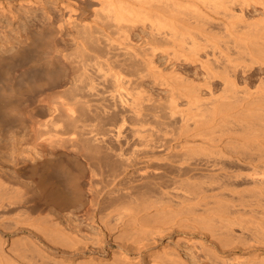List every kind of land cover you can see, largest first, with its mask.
Wrapping results in <instances>:
<instances>
[{
	"label": "bare ground",
	"instance_id": "bare-ground-1",
	"mask_svg": "<svg viewBox=\"0 0 264 264\" xmlns=\"http://www.w3.org/2000/svg\"><path fill=\"white\" fill-rule=\"evenodd\" d=\"M25 1L28 3L27 5L38 4V3L44 4L42 0H25ZM57 1L60 6L59 7L61 10L60 12H62L61 13L62 15H60L62 16L60 22L58 20L57 25L55 24L49 28L47 27V29L42 33L34 32L30 26L26 27L25 36L26 38L29 36L31 37V39L32 38L37 39L40 41V43L41 42L43 43L46 42L48 39L50 40V38H53L57 33L61 34V32L69 31L70 35L72 36L71 38L74 39L73 42L75 43V47H73V50L71 52L69 51L67 52L63 50H61L60 52L58 60L62 61L64 63V66L68 68V73H67L68 75H67V79L59 84L58 86L59 88L54 90V93L56 92L59 96H63L64 98V101H61L59 105L56 106V108H59L61 109V111H63L64 114L63 120L65 122V126L68 131L67 134L59 135L55 139L50 140L48 144H43V142L47 141L48 139L43 138L44 136L42 134L44 133H40L38 130L41 129L35 126L36 129L34 131L36 133L34 138L38 139L37 142L39 141L40 145L36 143L35 139L34 141L35 144L39 146L51 145L50 148L52 150V153L55 149H57L55 152L57 151L62 152L61 148L63 147H67L69 150L70 149L73 150V152L77 154V156L79 154L83 155L84 153L88 152L90 153V155L88 153L86 155L87 157L90 156L91 157L90 159L93 158L92 160H90L92 164L97 163L94 162L95 161L94 159H96V161H98L100 165H102V167L103 166L106 167L105 168L107 169L106 172L109 173L103 171L100 165L99 166L98 164L96 165L98 166L97 171L99 170L100 167L101 173L98 174L99 176H96L97 174L96 175L94 174L95 175L94 178L98 177L97 179H95V182H91L90 184L88 182L89 190H91V194H89L90 198L88 197L89 202L88 205L85 207V210L88 212L90 211L89 209L93 208L92 206L97 204L95 198H96V194L100 192L99 191L97 193L96 191L98 187H104L105 185L108 186V184L114 181L117 175L122 174L124 170L127 171V168L129 169V167L133 166L136 168L137 171L144 174L148 172V170L150 171V169H153L155 171L163 162H167L171 158H172L171 160H173V157H176L175 160L177 161V163L175 164L174 162V165L176 167V170L178 169L177 171L180 172V170L181 171L182 169L184 170L187 167V165L190 166L192 160L196 156L195 155L196 152H198L197 153L198 158L196 157L197 159H199L198 161L203 160V164L205 163L210 166L213 165V167L219 163V160L222 159V161L224 160V163H226L225 166L228 169L224 166L223 162H221L223 168L221 165H219V167H217L218 166L217 165L215 166V168L217 167V169L218 168L220 169L221 167V169L224 170L223 173L224 180L222 182V185L220 183L219 184L221 185L220 187L225 189L226 191L225 193H227L225 194V196L227 195L228 197L227 199L229 202L227 205L230 206L231 204V206H233L235 205V203L233 204L230 202H232V200L233 202L237 200V205L239 206L238 208L240 209V212L242 211V213H244V216L247 215V218L245 216V219H247L246 221L250 222L246 224V226L250 224L254 232L253 231L250 232V230L248 231V229L245 228L246 226L244 227L245 223L243 225L242 224L243 222H240L239 219L237 223L243 225V226L240 225L243 231L247 230L248 234L254 233L256 234L255 235L256 237L254 236L255 238L254 243H251L250 241L248 242V240L251 239L253 236L251 234H249V236L251 235V237L249 239L247 238V241L243 240L244 243L240 241L243 243L242 244L243 246L240 245L243 253L233 252L231 255L229 254L226 256L218 254L216 252L217 248L221 247L224 249V247H226L227 244H229L227 241L229 239L227 238L226 235L230 233L233 234L235 233L231 229L233 228L232 224H237V223H234L236 222L235 219L228 218L226 220V223L220 226V227L224 226L225 229L219 227L220 230L219 232H217L222 234V236L220 235L219 237L224 238V239H220L219 241L220 243L218 242L219 247H216V250L212 251V248L214 247V245L212 244L211 246L207 247V251L209 249V251L211 250L210 251L211 253L208 251V255H207V253L205 252L206 250H204V252L209 258V259L207 258L209 260L208 262H210L211 264H264V0H57ZM18 2L20 3L19 0ZM86 3H89L90 6L91 4L96 5V8H92L94 17L92 18L91 22L84 21L83 19H82L83 21H81L80 18L81 16L80 14L82 13V12L80 13V11L82 10H79V5L81 6V4L83 5ZM92 7L94 6L92 5ZM44 13L48 20L52 18L50 12L45 11ZM215 16L218 17V20L217 18H215L216 21H213L212 18L214 19ZM205 24L223 30L224 37H223L222 45L218 43V40L216 42L215 40H212L215 39L213 35L207 36V31H206L207 28L205 27ZM115 33L117 34L118 37H120L123 40H118L111 36V34H115ZM216 33H218V31H216ZM130 35H137V37H140L141 40L138 43L134 44L129 39ZM169 38L173 39L174 41L178 40L179 43H181L180 46L184 45V43L190 42V47H188L187 50L181 49L178 54H172L171 57L168 56V58L166 59V63L167 62L168 63L165 65L166 67H169V70L165 73L163 72V68L159 65L160 63H158L155 60L154 56L157 54L156 50L159 48L158 43L161 40H165ZM201 39H203V42L205 43L200 42ZM208 42L209 44H207ZM206 46H210L211 49L208 50ZM22 50H24V45L19 43L16 50L10 53L8 56L12 57L14 56V54L16 55L17 53L22 52ZM200 51H202L203 54H201ZM180 55L182 59L180 58ZM100 56L102 57L106 56V57L104 59L101 57L102 59H100ZM171 58L173 61L171 60ZM2 59H4V56L0 54V61ZM148 79L151 80L152 85L155 84L157 86L159 85V86L167 87V90L169 92V99H168L170 105L169 108L171 109V110L169 109L170 113L172 114L174 112L177 113L176 111H178L177 110L178 105L176 100L178 98L186 99L187 109L184 110L183 108L184 110L183 111L181 108V112L179 113V114L182 113V116H176L173 114L175 118L180 117L181 118L179 119L181 121L180 123H183V125L181 124V127L183 126V128L180 130H182V132H184L187 135V137L186 135L185 138L183 137L184 138L183 141L178 139V137L181 138L182 136V135L178 136L180 135V133L182 134V132L180 131L178 132V134L174 133L173 137L172 135H170V133H167L169 136L172 137V140L171 137H169L171 141L168 140L169 138H167L168 137L167 134L166 136L165 135L163 136L164 138L166 137L168 141L163 139V136L161 137L163 140L160 139L158 136L157 139L155 137L156 136L155 134V136L153 135L156 138L155 139L154 137H152L150 133L147 134V132H142L141 134L140 132L139 134V132L138 131L136 132V130L134 129L132 130L138 133V135H136L137 136L136 137L133 131H131V133L134 134V137H136V140L134 139L135 141H132L134 138L133 135L132 137H129L128 136L129 134L127 135L125 133L129 137L128 138L124 134V132L122 133L123 131L122 129H125L123 128L122 125L124 124L126 119L129 120L130 118L136 120L138 117L140 118V116L142 118L143 116H145V114L143 115V111L146 109V108L143 109L144 107L143 101L145 100L143 99V97H145L146 95L149 96V91L145 85V82ZM219 84L221 86L219 88L220 89L219 91L221 92L219 93L218 91L216 93L215 91L218 89ZM5 88L6 87L0 88L1 96L2 95L6 96L7 94L10 96V94L14 93V90L12 88H10L9 90H6ZM150 95L152 94L150 93ZM116 118H119L120 123L117 124L115 123ZM189 119H193L192 120L193 122L190 120L192 123H194V125L191 126L193 129L189 128L190 127L188 125ZM177 120L178 118L175 120V123ZM216 121H220V122L226 121V123L228 122L230 124V125L228 124L227 126L228 128L225 129L227 130L226 131L227 135L225 139L226 145H223V146H227V148L229 147L227 152L215 150V148H211L209 146L200 145V143L197 142V140H195L196 139L195 137H198L203 132L200 128ZM130 126L131 124L129 125V127ZM184 126L186 127L184 128ZM124 127H126L125 124ZM163 133L165 134V132ZM175 134H177L176 137H174ZM109 136L111 137V139H113L112 137H114L115 139L123 138L121 140L122 141L124 140L123 145H120L122 142L121 141L119 143L120 140L115 142L117 144L119 143L120 145L118 146L117 150H112L111 148H108V150H111L112 152L114 151L113 157L115 156L114 158L117 159V160L112 159L113 162H111L112 160H109L111 158V157L109 158L110 155L107 156L109 153L112 154V152L109 151V153H107L105 151L107 148H103L105 149L104 151L101 149L102 146L105 147L108 145L107 143H105V141H107L110 138ZM213 142L215 143L216 141ZM44 147L46 146H43V148ZM52 147L55 149L53 150ZM68 149L66 151H69ZM73 152H71L70 156H72ZM213 152L217 153L219 156L218 157L210 156L213 158H209V154L211 153L213 155L215 154ZM34 159L32 161H34ZM41 159H43L42 156ZM46 159H48L49 161V158L45 157V161ZM87 159H89V157ZM100 160H102L101 162H103L104 165L100 162ZM196 160H194V162ZM18 161L15 163V165H18L15 169V172L18 171L22 175L25 174L26 168L28 170H32V168H35V166L40 163L39 161H36L35 163H32L31 161L32 163L31 164V163H26L27 161H25V162H21V164L19 165ZM42 163L44 164V162ZM40 165L41 164H39V168ZM85 165H87L86 162ZM89 165L88 167H90ZM193 168L195 169V167ZM33 173H31L32 177L33 175L36 174ZM102 173L109 174L107 175V178L108 176H111L110 181L108 180L105 182L106 179L103 181L104 174ZM11 177L12 176H10L8 180H4L0 178V216L3 217L5 213L14 211L19 207L20 208L25 207L27 216H29L30 219L33 218L32 216L33 205H31L30 203L32 201L31 199L34 197L28 196L29 194L31 195L33 192L30 193L31 192L30 191L29 194L26 195L29 189L26 192L24 191L25 189L22 190V188L28 186V184L26 185L27 182H25L24 180L23 181L21 180V183L25 186H21L22 188L20 189L17 188L18 186H16L17 192H14L13 190H15L16 188H14V186L12 187V185L10 184L12 182ZM21 178L23 179V177ZM181 178L179 179V177H175L174 179L181 180ZM12 179H14V177ZM44 179H43V175L40 174L37 180L34 179L35 183H33V180L32 183L35 184V186L38 188L39 191L38 193L41 194L39 196L41 197L45 196L47 198L49 197L50 198L48 199L49 201L52 200L55 202V198L57 199V196L55 197L54 195H56L57 193L55 191L56 194H54V191L51 189L52 187L51 188L49 187L50 183L47 184L45 182L46 180L44 181ZM172 180H170V182H172ZM160 183L159 182L156 183L159 184V186L155 184L156 186L151 185L149 186V188L145 185L148 189L147 190L145 189L144 191H139V193H137V195L139 194L138 197L137 196L134 197L133 194L134 192H132L133 197L132 196L129 197H132L130 198L133 199L131 202L133 203L134 201L135 205L134 203L131 204V202L128 203L129 206L131 207L129 208L131 209V211H128L129 213L125 211L124 214L126 215L128 213L133 215L134 217V215H137L141 211L148 212L149 210H154V209L157 210V211L155 210L157 213L158 211L162 213L168 211L167 208L165 209L163 206V204L166 203V201L163 199L165 195H167L169 192L172 193L173 192L172 190H174L175 188L174 187H173L174 189L168 188L166 191L167 185L165 186L166 188L164 190L163 187L161 186L163 185L164 181ZM169 186L170 185H168V187ZM128 189L130 190L132 188H128ZM128 189L124 187V191L125 192L128 191L129 193L131 190L129 191ZM156 189H157V193H159V195L161 196H158V194L155 195L153 191ZM89 190L87 191L90 192ZM203 191L205 192L204 189ZM203 191L201 190V192ZM12 192L16 194L13 193L14 195H12ZM76 192L71 194L75 195ZM192 192L193 191H191L190 193ZM128 193L125 194L128 195ZM190 193L187 199L184 197L185 200H190L191 198H195L198 196L196 194L190 195ZM173 194L175 195V193ZM217 194L219 195V192L213 190L209 191L208 193L205 192L203 195L201 194L198 196V198H200L199 203L202 204V201H205L204 203L206 204V201L209 202L208 199H212L213 201V199L217 198ZM170 196L171 194L170 195L168 194L166 198L167 197L169 198ZM52 198H54V200ZM33 200L35 201V198ZM66 203L67 202H65V204ZM118 203L120 204L121 202L118 201ZM187 205L188 203L186 204V206ZM190 205L191 204H189L188 206ZM128 207L124 206V208H128ZM188 208L190 210V207H187V209ZM123 210L121 212H123ZM235 211L237 213L239 210L236 209ZM87 212L85 214H88ZM91 212H89V215L91 214ZM100 215H102V210ZM121 215H123V213ZM106 216L105 214L103 216H100L102 227L103 226L106 227L105 222L107 223V221H109V220H105ZM39 217L37 216V218ZM127 217L125 218L127 219ZM149 217H147L146 214L145 218H149ZM236 217L242 218V216L240 217L236 216ZM116 218H118V216ZM126 219L124 220L120 219L121 222L120 224L122 225L120 229L125 228V225L126 226L129 225V223H125L128 221V220L126 221ZM128 219L130 220V217ZM180 219L181 218H179V221ZM205 219L206 218L202 216L194 217L192 215L189 217L186 216L181 220L183 222L186 221L188 224V221L189 222L191 221V223H193V221L195 220L204 221ZM118 220L119 218L115 222L117 223ZM191 223L189 224V226H191L193 228L191 230L194 231L195 225ZM230 225L232 226L231 228ZM114 226L111 227V225H109V227H106L105 229L107 228L108 230L113 229ZM202 228L207 229V231L206 232H202V230L200 231L202 233L207 234L209 241L214 243L215 242L214 239L218 237L216 235L217 234L216 231H214V229H212V227H210L209 225H207L206 228L204 227ZM137 229H139L140 232L142 230L144 236L141 233L143 239L141 240L137 239V242L135 239V242L137 243V246L136 245L135 246L137 247L138 251L142 250L141 248L143 247L147 248L148 251L146 257L147 263L158 264L157 257L161 253L168 251L169 253L168 256L171 259V261H169V263L166 264H187L181 259L180 254L179 252L177 253L176 249L167 250L166 245H164V247L162 248L157 247L158 246L157 240L154 239L155 235L154 236L151 235L153 234L152 232L155 233L157 232L154 231L155 229L157 230V228L144 225L141 228H137ZM242 229L240 230L242 231ZM139 230H137L138 231L137 233L140 234ZM160 231L158 230V232ZM197 232L199 231L197 230ZM201 232L199 234H201ZM120 233L121 232H119L118 234ZM191 234H197V233L193 232ZM239 234L241 235V233H238L237 235ZM70 235L72 236L73 234ZM228 236L230 237L231 235ZM246 236L248 237V235ZM74 237L76 239L75 244L76 242L77 244L82 243L83 239L80 240L78 239L79 237L73 236V240ZM114 237H117V235H115ZM233 237L234 236L230 237V240ZM241 237L238 236L236 238H239L240 240ZM65 238L63 239L64 241ZM178 238L179 237H177L176 240ZM225 238H227V240H225ZM254 240L251 239V241ZM70 241L72 242L71 239ZM97 241L98 240H96V243ZM196 241L199 242L200 244L199 246L205 247L206 249V246L202 245L203 244L202 241L200 240H196ZM231 241L234 242V240ZM99 242L101 243L102 241ZM237 244L236 246H238ZM72 246L70 244V247ZM73 247H76V245ZM123 248H125L124 245ZM236 248L238 249L240 247H236ZM73 249H71V251ZM223 249H221V251ZM257 249L258 250L260 249L258 253H253V254H251L250 252L248 253V250L256 251ZM24 250L25 249H23V251ZM118 250H119L118 252H114V251L109 252L110 255L108 258H110L112 261V262L108 261L110 262L109 264L111 263L112 264H142L141 263L142 259L141 261L140 260L137 261L136 259H135L136 261H132V259H129V256L127 257L124 256L125 254L124 249L118 248ZM202 250L200 249V251ZM18 252H20V250ZM22 252H20V254ZM44 255L46 256L47 254ZM40 256H42L40 257L41 260L44 259L48 260V261L44 260L47 262V264L48 263L49 264H103L105 261V260H100L98 258L96 259V257H80L77 260L73 259L74 260L73 262L72 260L69 259H68L69 261H66V259L61 257L62 255L56 258L53 256L52 257L53 259L50 257L45 258L43 255ZM28 260L29 257L28 259H26V262ZM29 261L32 262L31 260ZM44 261H42V263H44Z\"/></svg>",
	"mask_w": 264,
	"mask_h": 264
},
{
	"label": "rangeland",
	"instance_id": "rangeland-1",
	"mask_svg": "<svg viewBox=\"0 0 264 264\" xmlns=\"http://www.w3.org/2000/svg\"><path fill=\"white\" fill-rule=\"evenodd\" d=\"M0 1H1V3H0V54H2L4 56V59H2L0 61V88L6 87L5 88L6 90H9L10 88H12L14 90V93L10 94V96L8 94H7L8 96L2 95L4 98L0 94V96H1L0 97V178H2L4 180H8V178L10 176H12L11 177L12 182L10 184L12 185V187L14 186V188H16V186H18L17 188H19V189L22 188L21 186H25L21 183V180L22 181L24 180L25 182H27L26 185L28 184V186H25L24 188H22V190L25 189L24 191L26 192L29 189V191H27V194L25 193L26 195H28L30 191H31L30 193L33 192L31 195L29 194L28 196L34 197L35 201H36L35 202L33 200L34 198L31 199L32 201L30 204L33 205V208H32L33 218H31V219L29 218V216H27L25 207H21V208L19 207L14 211H10V212L5 213L3 215V217L0 216V217H2V218H0V248H1V250H0V264H31V263L32 264H44L46 261H48L47 259H44L46 261L41 260L40 257H42V256H40V255H43L45 258H47V257L52 258L53 256L56 258V257L62 255L61 257L66 259V261L72 260L73 262L75 259L77 260L80 257H96V259L98 258L100 260H105L106 262L104 261L103 264H105V263L109 264L110 262H112L111 259L108 258L110 255L109 252L110 251L118 252L119 251L118 248L124 249L125 250L124 256H126V257L129 256V259H132V261H136V260L141 261V259H142L141 263L146 264L147 263L146 257H147V252H148L147 248L143 247V248H141L142 250L138 251L137 247H136L137 246V243H136L137 239L141 240V239H143V236H144V233H142V230L140 232V230L137 228H141L144 225L149 226V227L151 226L153 228L154 227L157 228V230L155 229L154 231H157V232H158V230L162 231V232L160 231L161 233L158 232L159 234L157 232L156 233L152 232L153 234H151L152 236L155 235L154 239L157 240V244H158L157 247L162 248V247H164V245H166L167 250L168 249L169 250H171V249L175 250L176 249L177 253L179 252L181 259L184 262H186L187 264L188 263L189 264H209L210 262H208L209 258L207 256L209 249L207 251V247L211 246L213 244L214 247L212 248V251H214V250H216V247H219L218 244L220 243L219 242L220 239H224V238L219 237L220 235L222 236V234L217 233V232H219L220 228L225 229L224 226L223 227H220V226L225 224L226 220L228 218L229 219H235L236 222H234V223H237V221L240 220V222H243L242 223L243 225L245 223L244 227L246 226V224L250 223V222L246 221L247 219H245V216L247 218V215L244 216V213H242V211L240 212V209L238 208L239 206L237 205V200H235V202H233V200H232V202H230L233 204L235 203V205H233L234 207L231 206V204H230V206L227 205L229 203L228 199H227L228 198L227 195L225 196V194H227V193H225L226 191L224 188L220 187L222 185L223 180H224V178H223L224 177L223 176L224 170L221 169V167H220V169L219 168L217 169V167H219V165H221V162L224 163V160L223 161H222V159L219 160V163L217 164L218 166L215 165V166H217L216 168H215V166L213 167V165L210 166V165H207L205 163H204L205 164L204 165L203 160L198 161L199 160V159H197L198 158V155H197L198 152H196L195 153L196 156L194 155L195 157L191 163L192 165L190 164L191 167L187 165V167L185 169H187V168L188 169L187 170L182 169V171L180 170V172L177 171L178 169L176 170V167L174 165V162H175V164L177 163V161L175 160L176 157H173V160H171L172 159L171 158L170 159L171 161L169 160L167 162H163L162 164L160 163L161 165L155 171L153 169H150V171L148 170V172H146L144 174L137 171L136 168L133 166L129 167V169L127 168V171L124 170L125 172L124 171H123V173L121 172L122 174L119 173L120 175H117L118 177L116 176L114 181L112 183H110L111 185L108 184V186L105 185L104 187H98V189H96L97 193L99 191L101 192V193L99 192L100 194L99 193L96 194L95 200H96L97 204L94 205L95 207L92 206L93 208H91V209H93V210L89 209L90 211L87 212L85 210V207L88 205V202H89L88 200L90 198L89 194H91V190H89V184L91 182H95V179L98 178V177L94 178V176L96 174H97L96 176H99L98 174L101 173L100 167L98 170L99 172L97 171L100 163L98 161H96V159H94L95 160L94 162H97V163L92 164V162L90 160H92L93 158L90 159L91 157L88 156L89 159H87L88 157L86 154L88 152L84 153L83 155L79 154L80 156L79 155L77 156V154H75L73 152V150H71V149L69 150L67 147L61 148L62 152H60V151L55 152L57 149L52 147L53 150L55 149L52 153V150L50 148L51 145H49V146L41 145L42 146L41 147V146H39L40 145L39 141L37 142L38 139L34 138L35 133H36L34 130L36 129V127L41 129V130H38L40 133H44V134H42L44 136L43 138L48 139L47 141H44L43 144H48V142H50V140L55 139L59 135L67 134L68 130H67V128L65 126V122L63 120V116H64L63 111H61V109H59V108H56V106H58L61 101H64V98H63V96H59L56 92L54 93V90L59 88L58 87L59 84L62 83L64 80H66L67 75H68L67 74L68 68L66 66H64V63L62 61L58 60L60 52H61V50L71 52L73 50V47H75V43L73 42L74 39L71 38L72 36L70 35L69 31L61 32L62 35L60 33L59 34L57 33L53 38H50V40L48 39L46 42H43V43L42 42L40 43V41L37 39H34V38L31 39V37H29V36L26 38V36H25L26 35V30H25L26 27L30 26L34 32H41L42 33L47 29V27L49 28L52 25H55V24L57 25L58 20L60 22V20L62 19V16H60V15H62L61 14L62 12H60L61 10L59 8L60 6H59V3L57 0H42V2L44 4H42V3H40V4H42L44 6L40 5L39 3L38 4H30L31 5L30 6V5H27L28 3L25 0H19L20 3L18 2V0H0ZM83 5H84V7H83ZM83 5L82 4H81V6L79 5V10H82V11H80V13L82 12L80 14L81 15L80 16L81 21L84 20L87 22H91L92 18L94 17L92 8H96V5L91 4V6H90L89 3L83 4ZM92 5L94 7H92ZM44 9H45V11H48L51 13V14L50 13L49 14L52 15L51 17L53 19L51 18L50 20H48L46 18V15L44 13L45 12ZM215 18H217V20H218V17H216V16L214 17V19L212 18V20L216 21ZM54 21H56V22H54ZM205 27L207 28V30H206L207 36L213 35V37L215 39H212V38L211 39L215 40V42L218 40V43L222 45L223 37H224L223 36V34H224L223 30L217 29V28H215L211 25H207V24H205ZM216 31H218V33H216ZM111 36L118 39V40H123L120 37H118L116 33L111 34ZM129 39L134 44L138 43L141 40L140 37H137V35H130ZM200 42L205 43V42H203V39H201ZM19 43L24 45V50H22V52L17 53L16 55L14 54V56H12V57L8 56L10 53H12L16 50ZM158 44H159V48L157 49L158 51L156 50L157 54L155 53L156 55L154 56V58L158 63H160L159 65L163 68V72H165V73L169 70V67H166V65H165L168 63V62L166 63V59L168 58V56L171 57L172 54H178L181 49L187 50L188 47H190V42L184 43V45L180 46L181 43H179L178 40L174 41L171 38L161 40ZM207 44H209V42ZM206 48L208 50L211 49L210 46H206ZM200 53L203 54L202 51H200ZM101 57L102 56H100V59H102V58L104 59L106 56H103L102 58ZM180 58L182 59L181 55H180ZM171 60H172V58H171ZM179 61H181V60H179ZM59 62H61V63H59ZM145 85L149 91V96L146 95L147 98H146V96L143 97V99H145L143 101V105H144L143 109L146 108L145 110H147V111H145V110L143 111V115L145 114V116L142 115L143 118L141 116H140V118L139 117L137 118L141 122L138 121L137 119L136 120L130 119V118H129V120L126 119L124 122L126 127H124V124L122 125L123 128H125V129H122L123 130L122 133L124 132V134L125 133L127 135L129 134L128 135L129 137H132V135L134 137V134H135V136L138 135V133H136L137 131L139 132V134H140V132H141V134H142V132H147V134L150 133L152 135V137H154L156 134L155 137L157 139H158V137L160 139H162L161 137L163 135L166 136L167 133H170V135H172V137H173L174 133L178 134L179 131L182 132V130H180V129L183 128V126L181 127V124L183 125V123H180L181 121L179 120L181 118L180 117L175 118L174 115L182 116V113L181 114H179V113L181 112V108H182V110H183V108H184V110L187 109L186 99L185 98H178L176 100L177 105H178L177 106L178 111H176L177 113L174 112L173 113L174 115H173L172 113H170L171 109L169 108L170 107L169 102H168L169 92L167 90V87L166 86H159V85H158L159 86L158 87L155 84L152 85L151 80H149V79L145 82ZM220 87L221 86L219 84L218 89L215 91L216 93L220 90L219 89ZM220 92L221 91H219V93ZM150 93L152 95H150ZM170 114H172V115H170ZM177 118H178V120L175 123V120ZM117 120L119 121V118L115 119V121H116L115 123L116 124L120 123V121L118 122ZM130 120L131 121L133 120L132 123H134V124H132ZM171 120H173V121H171ZM190 120L192 121L193 119H189L188 125L190 127L189 126H187V127L192 128L191 126L194 125V123H192L193 121L191 122ZM126 121L127 122L130 121V122L127 123ZM220 121L210 123V124L205 125L204 127L200 128L203 132L198 137H195L196 138L195 140H197V142H199L200 145L209 146L211 148H215V150L227 152L229 147L227 148V146H223V145H226L225 139H226V135H227L226 134L227 130H225V129L228 128L227 126L229 123L228 122L226 123V121H222V122H220ZM171 122H173V123H171ZM128 124L129 125L131 124V126L129 127ZM178 125H180V126H178ZM185 127L186 126H184V128ZM178 128H179V130H178ZM132 129L136 130V132ZM170 129H172V130H170ZM131 131H133L134 134L131 133ZM163 132H165V134ZM143 134H145V133H143ZM177 134H175L174 137H176ZM185 135L186 134L184 132H182V134L180 133V135H178V136H181V138H179L178 136L177 137L179 140L183 141V139L185 138ZM167 136H168L167 138L171 137L168 134H167ZM136 137H134L132 141H135ZM172 137H171V140H172ZM186 137H187V135H186ZM112 138L113 139H111V137H110L107 140L108 142L105 141V143L108 144V145L106 144L108 147L102 146L101 149L103 151L105 150L103 148H107L105 151L107 153H109V151L110 152H112V151L108 150V148H111L112 150H117L118 146L123 145L124 140L123 141L121 140L123 138H121V139L120 138L115 139L114 137H112ZM167 138L166 137L164 138V136H163V139L167 140ZM34 139L36 140V143L39 145L35 144ZM168 140L171 141L170 138ZM117 141H119V143L121 141L122 142L119 145V143L118 144L115 143ZM213 141H216V142L214 143ZM101 145H103V144H101ZM43 146H46V147L43 148ZM45 148L46 149L48 148V149L46 150ZM66 148L69 151H66L67 150ZM64 151H65V153L66 152H68V153L65 154ZM71 152H73L72 156H70ZM213 153H215V152H213ZM67 154H69V155H67ZM88 154L90 155V153H88ZM113 154H114V151L112 152V154L109 153L107 155V156L110 155L109 158L111 157L109 160L116 159V158H114L115 156L113 157ZM73 155H74V157H73ZM41 156L43 159H41ZM210 156L218 157L219 155L217 153H215L214 155L211 153V154H209V158H213ZM30 157H31V160H30ZM45 157L49 158V161H48V159H46V161H45ZM71 157H73V158H71ZM81 157H82V159H81ZM100 157H101V155H100ZM24 159H27V160H24ZM33 159H34V161H32ZM88 160H89V162H88ZM113 160L111 162H113ZM194 160H196V161L194 162ZM17 161L19 162L18 163L19 165L21 164V162H25V161H27L26 163H31V161H32V163H35L36 161H39L40 162L39 164H41V165H40V168H39V164L36 165L35 168H32V170H28L26 168L25 170L27 171V173L24 170L25 174L22 175L17 170H16L17 172H15V169L18 166V165H15V163ZM101 161L102 160H100V162ZM42 162H44V164ZM45 162H46V164H45ZM85 162L87 163V165H85ZM101 163L103 164V162H101ZM197 163H200V164H197ZM97 164H98V166H96ZM170 164H171V166H170ZM225 164L226 163H224V166H225ZM88 165L90 167H88ZM91 166H92L93 170H92ZM100 166L103 169V171H105V172L107 171V169H105L106 168L105 166H103V167H102V165H100ZM192 166L195 167V169ZM225 167H224V169H225ZM90 168H91V170H90ZM182 168H184V167H182ZM222 168H223V166H222ZM171 170H172V172H171ZM30 171H31V173L34 172L33 174L36 173L35 174L36 176L33 175L34 178L32 177V174L30 173ZM184 171H185V173L186 172L187 173L185 174ZM42 172H43V174H42ZM177 172H178V174H177ZM106 173H109V172H106ZM106 173H102V174H104V176H106V177H104L102 175L103 181L106 179L105 182L108 180L110 181V179H111V176H108V178H107V175H109V174H106ZM40 174L43 175V179L45 178L44 181L46 180L45 182L47 184L50 183L49 187L50 188L52 187L51 189L54 191V194L57 193L56 195H54L55 197L57 196V199L55 198V202L52 200L49 201L48 200V199H50L49 197L47 198L44 196L45 197L44 198L43 196L42 197L39 196L41 194L38 193L39 192L38 188L33 183H35L34 179L37 180V178ZM164 174L166 176L168 175L167 176L168 179ZM100 176H101V174H100ZM169 176H170V178H169ZM174 176L179 177V179L181 177L182 178H181V180H179V179L175 180ZM13 177H14V179H12ZM21 177H23V179ZM88 177H89V179H88ZM91 177L93 180L91 179ZM32 180H33V183H32ZM149 180H151V181H149ZM170 180H172L173 183L170 182ZM163 181H164V183L161 186L163 187L164 190L166 188L165 187L166 185H167L166 191L168 188H170V189L175 188L174 190H172L173 192L169 189L172 193H170L168 190V192H169L168 194L169 195L171 194V196L169 198L168 197L166 198V196L168 195L167 194V195H165V197L163 199L166 201V203H164L163 206L165 209L167 208L168 211L163 212V213L160 211H158V213H157L156 209L149 210L148 212L141 211L137 215H134V217H133V215L128 214L129 213L128 211H131V209H129L131 207L129 206L128 203H130L133 200V199H130L133 197V194H134V197L135 196L138 197L139 194L137 195V193H139V191H144L145 189L147 190L149 188V186L155 185L156 183H158V182L160 183ZM88 182H89V184H88ZM150 182H152V183H150ZM165 182H166V184H165ZM30 183H32L33 185ZM160 184H162V183H160ZM132 185H133V187H132ZM156 185L159 186V184H156ZM168 185H170V186L168 187ZM35 187H36L37 191H36ZM124 187L127 189L132 188V189H130L131 191L128 189L130 191L129 192L130 194L128 193V191L127 192L124 191ZM17 188L13 191L17 192L16 191ZM205 188H207V189H205ZM153 189H155V188H153ZM195 189L199 190V191H196ZM203 189L205 190L206 193H208L209 191H212V190L217 191V192H219V195L217 194V198L213 199V201H212V199H208L209 202L206 201V204H205L204 203L205 201H202V204H201V203H199L200 198H198V196L201 194L203 195L205 193L203 191ZM87 190H89L90 192H88ZM136 190H137V192H136ZM194 190H195V193H194ZM201 190L204 193L201 192ZM55 191H56V193H55ZM151 191H153V190H151ZM174 191H177V192H174ZM189 191L190 192L193 191V192L190 193ZM14 192H12V195L16 194ZM74 192H76L75 195L71 194ZM132 192H134V193L132 194ZM153 192L155 193V195L158 194V196H161V195H159V193H157V189L154 190ZM125 193H128V195H126ZM173 193H175L176 196ZM189 193H190V195L196 194L198 196L195 198H191L190 200H185V198L187 199L189 197ZM122 194L123 195L125 194V195L123 196ZM151 194H152V192H151ZM60 195H61V198H60ZM129 196H132V197H129ZM68 197H69V199H68ZM124 197H125V199H124ZM224 197H226V198H224ZM58 198H59V200H58ZM52 199L54 200V198H52ZM166 199H168V200L170 199L169 201L171 203ZM111 201H113V202H111ZM118 201L121 203L119 204ZM127 201H129V202H127ZM195 201L196 202L198 201V202L196 203ZM63 202H64V204H63ZM65 202H67V203L65 204ZM114 202H115V204H114ZM98 203L100 204V207H99ZM133 203H134V201H133ZM133 203L131 202V204H133ZM167 203H168V205H167ZM187 203H188V205L189 204H191V205L186 206ZM134 205H135V203H134ZM82 206H84V207H82ZM110 206H111V209H110ZM124 206L125 207L129 206V207L124 208ZM132 207H133V205H132ZM187 207H190V210L192 212L189 210V208L187 209ZM229 207H231V208H229ZM232 208H234V209H232ZM235 208L237 210H239L237 213L235 211L236 210ZM100 209L102 210V215H100L101 214ZM23 210H24V212H23ZM109 210L112 212H110ZM122 210H123V212H121ZM187 210H189V211H187ZM228 210H229V212H228ZM232 210H233V213H232ZM98 211L100 212V214ZM125 211L128 212V213L126 212L128 215L124 214ZM86 212L88 214H85ZM89 212H91L90 215H89ZM239 212L242 213L243 215L240 214ZM114 213L119 218L117 223L115 221L118 218H116L117 216ZM122 213L124 216L121 215ZM104 214H105V216L107 214H109L106 216L107 219L105 217V220H109L111 223L110 224L109 221H107V223H108V225H107V223L105 222L106 227H109V225H111V227H113L116 224L114 226L115 229L113 228V229L108 230V228L105 229L106 227H104V226L102 227L100 216H103ZM146 214H147V217H149V216L150 217L145 218ZM35 215H36V217H35ZM129 215H131L133 218ZM192 215L194 217H201L202 216L206 219L204 221L195 220V221H193V223H191V221L189 222L187 220L188 224L186 221L183 222L181 220L186 216L189 217ZM37 216L38 217L41 216V217L37 218ZM236 216H239V217L242 216V218H238ZM90 217H91V219H90ZM125 217H127V219ZM129 217H130V220L128 219ZM136 217H138V218H136ZM243 217H244V219H243ZM123 218L126 219V221L128 220L130 222H128V221L125 222V223H129V225H127V226L125 225V228L120 229V227L122 226L120 224L121 223L120 219L124 220ZM134 218H135L136 222L134 221ZM179 218H181L180 221H179ZM46 219H47V221H46ZM190 223L194 224L195 228H197V229L194 228V231L191 230L193 228L191 226H189ZM184 224H186L190 228ZM206 224L209 225L210 227H212V229H214V231H216V233H217L216 235L218 236L217 238L219 240L216 238L217 240L214 239L215 242L213 243V242L209 241L207 234L202 233V232L207 231V229L202 228V227L206 228V226H207ZM242 224H240V223L239 224L238 223L232 224L233 228L231 230L235 233L234 234L233 233L228 234V235H231L230 237H232V236L235 237V234H236V237H238V236L241 237V235H242L241 239L239 240V238L235 237L236 238V240H235V238L233 237L234 239L232 238L231 240H234V242H236V243H234L233 241L230 240V237L228 235H226L229 240H227V238H225V240H227L228 243L232 246V249H231V246L229 244H227V246L224 247V249L221 247L217 248L216 252L218 254L226 256L229 254L231 255L233 252L243 253L241 246H243L242 244L244 243V241L245 240L247 241V238L249 239L251 237V235H253L251 239L252 240L255 239L254 236L256 234L249 233V234H251L250 236L248 234L249 230H250V232L253 231L252 226L250 224L247 225L245 228L248 229V231L247 230L243 231L242 227L240 226ZM32 225H34V226H32ZM29 226H31V227H29ZM59 226L60 227L62 226V227L60 228ZM118 226H119V228H118ZM232 226L230 225V228ZM62 228H63V230H62ZM240 229H242V231ZM137 230H139L140 234L142 233L143 236H142V234L140 235L139 233H137L138 232ZM197 230L199 232H197ZM200 230H202V232ZM119 232H121V233L118 234ZM193 232L197 233V234H191ZM200 232H201V234H199ZM237 232L241 233V235L240 234L237 235L238 234ZM70 234H73V235L71 236ZM244 234H245V236H244ZM115 235H117V237H114ZM246 235H248V237ZM23 236H24V238H23ZM73 236L79 237L78 239H80V240L83 239L81 244H83V242H84V244L83 245H81L79 243L77 244V242L75 244L76 239L74 237V240H73ZM96 237H98V238H96ZM177 237H179V238L176 240ZM64 238H65V241L63 240ZM70 239L72 240V242L74 241L73 242L74 245L72 244ZM135 239H136V242H135ZM251 239H249L248 242L250 241L251 243H254L255 240L251 241ZM86 240L87 241L89 240L88 241L89 243ZM96 240H98L97 243H96ZM196 240L202 241V243H203L202 245L206 246V249H205V247L199 246L200 244ZM238 240H239V242H238ZM66 241H69L70 243L66 242ZM99 241H102L101 242L102 244ZM240 241H242L243 243ZM70 244H71V246L76 245V247H73V246L70 247ZM236 244L238 246H236ZM64 245H65V247H64ZM79 245L83 246V247H80ZM123 245L125 246V248H123ZM129 245H131V246H129ZM84 246H86V247H84ZM132 246L133 247L135 246V247L133 248ZM236 247H240V248L237 249ZM26 248H27V250H26ZM68 248H69V250H68ZM76 248H78V249H76ZM23 249H25L24 250L25 252L23 251ZM71 249H73V250L71 251ZM75 249H76V251H75ZM200 249L201 250L203 249V250L200 251ZM221 249H223V250L221 251ZM19 250H20V252H22V251L23 252L20 254V252H18ZM204 250H206L205 252L207 253V255L205 254ZM259 251H260V249L259 250L257 249L256 251L248 250V253L250 252L251 254H253V253H258ZM25 254H27V255H25ZM44 254H47V255L45 256ZM168 254H169L168 251L161 253L157 257L158 264L169 263V261H171V259L169 258ZM204 254H205V256H204ZM20 255H22V256H20ZM28 257H29V260H31L32 262H30L29 260L28 261L30 263L28 261H27L28 263L26 262V259H28ZM33 261H34V263H33ZM42 261H44V263H42ZM108 261H110V262H108ZM45 264H47V262ZM147 264H149V263H147ZM155 264H157V263H155Z\"/></svg>",
	"mask_w": 264,
	"mask_h": 264
}]
</instances>
